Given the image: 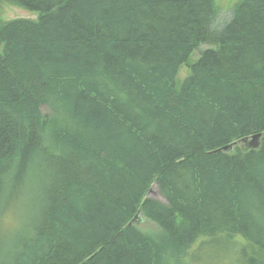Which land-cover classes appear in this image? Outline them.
<instances>
[{
	"label": "trees",
	"instance_id": "1",
	"mask_svg": "<svg viewBox=\"0 0 264 264\" xmlns=\"http://www.w3.org/2000/svg\"><path fill=\"white\" fill-rule=\"evenodd\" d=\"M4 1L36 18L0 23V264H186L216 237L264 264V0L221 23L215 0Z\"/></svg>",
	"mask_w": 264,
	"mask_h": 264
},
{
	"label": "rangeland",
	"instance_id": "2",
	"mask_svg": "<svg viewBox=\"0 0 264 264\" xmlns=\"http://www.w3.org/2000/svg\"><path fill=\"white\" fill-rule=\"evenodd\" d=\"M241 0H215V12L216 21L218 23L224 22L229 19L232 10L236 4ZM36 15L27 12L18 5L9 3L4 0H0V23L8 22L16 19H29L34 20ZM202 46L201 49H204ZM199 55V50L193 52L190 63L195 61ZM188 71L185 68H181L177 76V84H180L186 77ZM48 110L44 109V113H48ZM242 148L239 144L236 146ZM35 174V173H34ZM29 175L27 177V185L19 193L17 192L18 202L12 205L9 209H6L4 215H7L6 226L9 228L7 236L11 239V243L17 240L18 234L21 228H25V224L38 208V201H40L39 189L36 174ZM33 178V181H32ZM21 194V198L19 197ZM148 197L156 200L162 204L165 203L164 198L160 195L155 185L151 188V193H148ZM9 198V192L4 194V200ZM20 202V203H19ZM15 208V209H14ZM137 228L145 234L153 235L158 230L157 226L140 216L137 223ZM16 229V230H15ZM13 230V231H12ZM196 252L192 254V257L185 259L186 264H244V260L240 256V252L236 251L231 243L221 237H216L207 242L206 245L201 247L197 246ZM195 249V248H194Z\"/></svg>",
	"mask_w": 264,
	"mask_h": 264
},
{
	"label": "water",
	"instance_id": "3",
	"mask_svg": "<svg viewBox=\"0 0 264 264\" xmlns=\"http://www.w3.org/2000/svg\"><path fill=\"white\" fill-rule=\"evenodd\" d=\"M260 139H261V135H254L252 137L249 138H244L239 140L236 143L230 144L226 147H223L221 149H219L218 151H221L223 153L227 152V151H231L233 146H235L236 144H239L241 147L243 148H248V149H257L259 147V143H260ZM149 193H151V188L149 190ZM138 218V214L130 221L129 224H133L134 221H136V219ZM139 220V218H138Z\"/></svg>",
	"mask_w": 264,
	"mask_h": 264
}]
</instances>
